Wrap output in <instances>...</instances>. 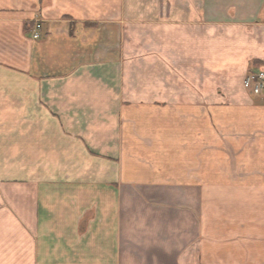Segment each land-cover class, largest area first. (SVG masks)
<instances>
[{
    "label": "crops",
    "instance_id": "0c3cea01",
    "mask_svg": "<svg viewBox=\"0 0 264 264\" xmlns=\"http://www.w3.org/2000/svg\"><path fill=\"white\" fill-rule=\"evenodd\" d=\"M259 69L264 0H0V264H264Z\"/></svg>",
    "mask_w": 264,
    "mask_h": 264
},
{
    "label": "built area",
    "instance_id": "2783aa9c",
    "mask_svg": "<svg viewBox=\"0 0 264 264\" xmlns=\"http://www.w3.org/2000/svg\"><path fill=\"white\" fill-rule=\"evenodd\" d=\"M41 23L37 22L34 26L36 32L33 33V38L39 39L41 37L40 32L38 30L41 29ZM245 89L254 94L259 95L264 93V69H259L257 71H250L244 80Z\"/></svg>",
    "mask_w": 264,
    "mask_h": 264
},
{
    "label": "rangeland",
    "instance_id": "374dc122",
    "mask_svg": "<svg viewBox=\"0 0 264 264\" xmlns=\"http://www.w3.org/2000/svg\"><path fill=\"white\" fill-rule=\"evenodd\" d=\"M36 23H37V22H36ZM36 27H37V26H36ZM36 27H35V28H36ZM35 28L33 29V33L36 32V29H35ZM41 30H42V25H41V29L38 30V32H41ZM40 35H41V33H40ZM149 47H150V50H151L152 46H149ZM143 48H144V47H143ZM146 48H147V45H146ZM144 49H145V48H144ZM142 50H143V49H142ZM150 50H149V51H150ZM143 51H144V50H143ZM149 51H145V52H149ZM149 63H152V58H150V57H148V61H147V63H142V62H141L142 65H146V64H149ZM144 67H147V66H144ZM144 70H145V69H144Z\"/></svg>",
    "mask_w": 264,
    "mask_h": 264
}]
</instances>
